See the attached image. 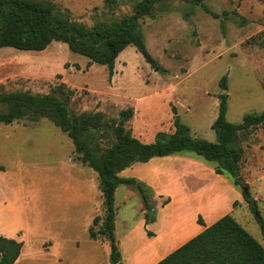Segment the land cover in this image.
<instances>
[{
	"label": "rangeland",
	"instance_id": "rangeland-1",
	"mask_svg": "<svg viewBox=\"0 0 264 264\" xmlns=\"http://www.w3.org/2000/svg\"><path fill=\"white\" fill-rule=\"evenodd\" d=\"M40 1L52 2L57 11L87 26L108 13L104 0ZM137 1L121 0L117 15L131 13ZM203 3L207 8L194 0L158 3L155 15L140 19L157 64L129 45L116 59L112 76L108 66L90 63L87 56L72 51L63 41H53L40 51L1 47L0 94H53L65 83L74 90L70 116L90 113L99 117L98 128L83 138L100 153L115 144V127L122 121V126L147 143L154 142L160 132L173 131V106L192 135L216 141L212 125L221 94L228 95L227 118L231 122L264 111V0ZM223 76L227 77L225 87ZM128 108H133V115L125 119L121 112ZM241 140L245 151L240 184L230 173L218 172L215 161L191 150L169 154V162L149 169L138 170L144 164L138 162L143 164L120 172L123 178H135L131 176L134 171L145 175L148 182H139L149 197L146 225L139 226L141 193L129 191L126 184L117 188L116 239L123 263L156 264L227 214L264 244L250 204L254 200L264 217V124L241 133ZM78 156L69 135L47 118L0 123V200L7 198L20 209L27 248L43 246L53 234H80L62 230L57 220L47 225V209L54 201L51 194L81 192L80 175L98 174ZM243 182L248 186L243 188ZM92 193L97 215L102 218L105 206L98 196L99 187ZM35 207L44 209V214L34 215ZM81 236L79 250L92 251L94 264L110 261L88 234ZM64 247L76 246L69 240ZM18 264L47 262L31 261L28 256Z\"/></svg>",
	"mask_w": 264,
	"mask_h": 264
},
{
	"label": "trees",
	"instance_id": "trees-1",
	"mask_svg": "<svg viewBox=\"0 0 264 264\" xmlns=\"http://www.w3.org/2000/svg\"><path fill=\"white\" fill-rule=\"evenodd\" d=\"M163 0H138L131 13L117 15L121 0H104L108 13L93 25L87 26L69 19L57 11L55 4L40 0H0V48L20 50L45 49L53 41H63L69 48L87 56L90 63L108 66L113 75L116 59L129 45H133L148 62L157 64L148 50L141 31L140 19L155 15V7ZM203 3L204 0H194ZM207 8V7H206ZM227 77L221 84L226 86ZM74 90L61 83L53 94L34 95L30 92L0 94V123H13L22 119L47 118L72 139L78 158L98 172L99 187L105 206L104 216L97 215L89 228L92 239L105 237L111 245L110 262L125 264L116 239V190L121 184L135 186L149 208V197L136 178H123L120 172L136 162H146L155 156L191 150L207 160L217 163L218 172H228L237 184L241 179V161L244 155L241 133L264 124V111L248 113L241 122L227 118L228 95L221 94L219 113L212 125L216 141L192 135L189 125L183 123L173 106L174 130L160 132L154 142L147 143L132 134L125 126L116 125L115 144L100 153L83 138L98 127V116L90 113L70 116L69 103ZM133 108L122 110L129 119ZM81 115V114H80ZM82 116V115H81ZM92 133V132H91ZM246 198H248V190ZM264 235V217L255 212ZM98 226V228H96ZM23 241L0 235V264H14L19 258ZM156 264H264V244L251 234L234 216L227 214Z\"/></svg>",
	"mask_w": 264,
	"mask_h": 264
},
{
	"label": "crops",
	"instance_id": "crops-1",
	"mask_svg": "<svg viewBox=\"0 0 264 264\" xmlns=\"http://www.w3.org/2000/svg\"><path fill=\"white\" fill-rule=\"evenodd\" d=\"M192 133V131H191ZM194 136V135H193ZM137 137V136H136ZM196 137V136H195ZM139 138V137H138ZM199 138V137H198ZM172 156L163 155V156H155L150 160L143 163H134L129 166L132 168L135 165L143 164L140 169H149L150 166L156 165L157 163H165L169 162ZM217 168V163H216ZM126 169V168H125ZM123 171V170H122ZM137 178V181L143 182L146 180L145 175H140L137 173L135 175V171L133 175ZM80 184L83 186L81 192H58L53 193L51 205L47 209V213L50 216L47 219V225L51 226L53 220L60 221L62 223V230L66 231L70 230H78L80 234L76 235L74 233L70 234L67 237L65 235H55L53 234L52 240L46 241L43 246L41 245L38 248H27L29 243L24 240L25 236V227L23 224V219L20 217L19 213H21L20 209L9 199L3 198L0 200V235L16 238L17 240L23 241V247L21 254L15 264L22 262V260L27 259L30 256L31 261L35 260H45L47 264H94V253L92 251H84L79 250L80 242H81V233H85L89 235V228L93 224L94 218L98 214V205L95 203L94 197L95 195L92 193L99 187V176L93 171L85 172L80 175ZM148 182V181H147ZM128 185V184H126ZM131 190L137 189L135 186L128 185ZM100 189V187H99ZM138 190V189H137ZM117 191V190H116ZM139 191V190H138ZM101 201L103 200L102 191L100 189ZM129 194V192H127ZM140 193V191H139ZM142 196V194H141ZM116 199V195H115ZM143 199V196H142ZM55 204H59L58 207L54 208ZM87 205V206H86ZM103 205V204H102ZM139 226L146 225V207L143 199V203H139ZM63 206V207H62ZM61 207V208H59ZM45 212L44 209H36L33 210L34 215H43ZM61 215L62 217L57 218L56 216ZM36 222H40V219H37ZM37 226L40 224H36ZM117 236V229L115 230ZM90 237V236H89ZM70 238V239H69ZM90 239H92L90 237ZM75 243V248L66 249L64 247L68 241ZM94 242L98 243V247H102L104 253L108 256L110 260L111 254V245L105 237L100 239H92ZM122 258V257H121ZM110 262V261H109Z\"/></svg>",
	"mask_w": 264,
	"mask_h": 264
},
{
	"label": "water",
	"instance_id": "water-1",
	"mask_svg": "<svg viewBox=\"0 0 264 264\" xmlns=\"http://www.w3.org/2000/svg\"><path fill=\"white\" fill-rule=\"evenodd\" d=\"M123 124H124L123 121L120 122V126H122ZM80 154H83V153H80ZM237 178L240 179V178H241V175H238ZM247 186H248V183H246V182H243V183H242V187H243V188H245V187H247ZM250 204H251V206H252L254 212H257V211H258V207H257L255 201H254V200H251V201H250Z\"/></svg>",
	"mask_w": 264,
	"mask_h": 264
}]
</instances>
